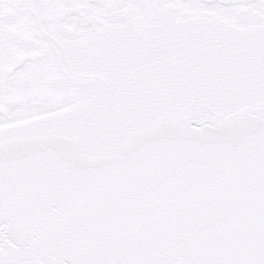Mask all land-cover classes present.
<instances>
[{"label": "snow or ice", "instance_id": "snow-or-ice-1", "mask_svg": "<svg viewBox=\"0 0 264 264\" xmlns=\"http://www.w3.org/2000/svg\"><path fill=\"white\" fill-rule=\"evenodd\" d=\"M0 264H264V0H0Z\"/></svg>", "mask_w": 264, "mask_h": 264}]
</instances>
